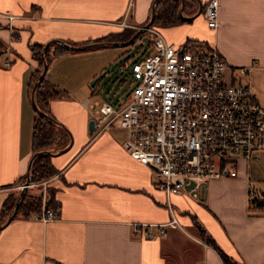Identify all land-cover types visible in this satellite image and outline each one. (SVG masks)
<instances>
[{"label":"crops","instance_id":"0c3cea01","mask_svg":"<svg viewBox=\"0 0 264 264\" xmlns=\"http://www.w3.org/2000/svg\"><path fill=\"white\" fill-rule=\"evenodd\" d=\"M153 1L0 0V12L16 16L18 32L10 43L7 19L0 16V264H226L218 249L236 264H264V207L248 209V181L264 194L258 162L252 177L250 158H237V175L211 179L201 201L186 194L167 197L154 185L151 167L123 148L124 129L96 133L88 128L84 100L102 99L93 79L117 55L112 47L123 44L66 50L47 64L42 78L59 92L49 100V110L70 143L49 157L55 168L48 178L49 198L58 217L42 222L32 213L7 210L18 197L32 156V75L39 68L32 46L51 41L52 54L53 39L79 45L125 27L138 29L148 22ZM195 12L182 8L185 16ZM217 21L210 28L200 13L152 26L176 44L193 39L214 46L228 75L233 71L238 77L233 68L250 66L245 78L264 104V0H218ZM168 204L183 227L198 225L214 244L184 228L166 227L165 234L153 237L132 233L134 223L167 222Z\"/></svg>","mask_w":264,"mask_h":264},{"label":"built area","instance_id":"2783aa9c","mask_svg":"<svg viewBox=\"0 0 264 264\" xmlns=\"http://www.w3.org/2000/svg\"><path fill=\"white\" fill-rule=\"evenodd\" d=\"M218 0H207L201 8L207 26L215 28ZM7 19L10 40L18 37L11 13ZM149 48L131 62L130 75L136 80L127 95L109 102L86 98L84 104L96 133L110 128L124 129L125 151L149 165L154 185L168 196L186 194L197 201L213 178L237 175V158L249 159L264 151V104L256 97L248 76L250 66L233 68L212 45L188 40L167 41L155 27ZM9 46L6 47L8 49ZM5 51V50H4ZM9 64L8 57L3 59ZM240 77H243L242 79ZM248 78V77H247ZM40 191V210L35 220L47 222L58 217V209L47 206L48 180L28 182L21 187ZM261 201L264 194L248 181V203ZM167 222L132 224V233L153 237L165 234L178 220L173 214Z\"/></svg>","mask_w":264,"mask_h":264},{"label":"trees","instance_id":"16d2710c","mask_svg":"<svg viewBox=\"0 0 264 264\" xmlns=\"http://www.w3.org/2000/svg\"><path fill=\"white\" fill-rule=\"evenodd\" d=\"M184 1V8L190 9L191 12H195L198 7L197 0H183ZM181 5V0H156L155 4V14L152 20L151 25L156 26H165V25H172L182 21H186L188 19L182 17L179 14V8ZM201 13V11H200ZM199 13V14H200ZM150 19V17H149ZM148 19V21H149ZM136 31V29H132L131 27H125L121 31L110 33L102 38H99L97 42H102V44L107 45L111 42L115 41H126L128 40ZM142 38V37H141ZM67 42V41H65ZM69 43V42H68ZM131 43V41L129 42ZM56 44V48L52 54L49 53V48L47 47L46 50L43 52L44 44L33 45L32 49H34V55L36 56L37 60L39 61V68L34 71L32 75V84L34 81L38 79V76L42 69V56L46 63L48 64L51 59L60 53L71 50V48H67L59 43ZM70 44V43H69ZM149 44L145 48V52L149 48ZM100 46V44H99ZM59 92L55 89V87L48 83L47 81L42 78L38 85L36 86L34 98L38 108L50 115L52 114L49 110V100L56 96ZM54 120H50L44 115H40L36 112L33 122V129H32V154L37 151L42 150H50L52 152H56L58 149L66 146V138L67 133L66 130L60 125L55 118ZM52 153L43 152L38 154L34 157L31 167H30V180L31 181H39L41 179L47 178L52 176L55 173V168L52 166L49 157ZM46 161L44 162L43 160ZM47 206H54L55 203L49 198L48 202L46 203ZM14 206V203L7 207L9 211ZM41 203L40 201L28 194L27 192L23 193V196L17 206V209L14 211V214L21 212L22 215H29L30 213H34L40 210ZM248 209L254 210L255 208H261V201L259 199H252L248 203ZM197 227L204 233L203 228H200L198 225ZM204 241L208 244H214L211 239L204 234L202 237ZM223 261L226 264H236L235 261L231 260L229 256H227L224 252L218 249Z\"/></svg>","mask_w":264,"mask_h":264},{"label":"rangeland","instance_id":"374dc122","mask_svg":"<svg viewBox=\"0 0 264 264\" xmlns=\"http://www.w3.org/2000/svg\"><path fill=\"white\" fill-rule=\"evenodd\" d=\"M6 26H7V23H6ZM149 26L152 27L151 24ZM139 28L140 27H138V29ZM132 29H136V31H138L137 28H132ZM16 33L18 34V32H16ZM152 35L153 34H152L151 31L142 30L137 35V37L133 41H131V43L123 44L122 46L112 47L113 49H118V53H116L117 55L103 69L102 73H104V74H102V76L99 75L100 73L96 74L94 79H93V82H92V85H96V92L100 95V98H102L103 100H107L109 102H114L116 99H122V98H124L127 95L129 90L131 89V86L136 83V80H134L131 77V75H130L131 62L133 60H135L136 58L140 57L145 52V48L147 46V43H149L151 41L152 37H153ZM13 40H15V38ZM188 41L191 42V41H194V40L193 39H189ZM115 42H123V41H115ZM7 51H8V49H5L4 52H7ZM6 65H8V64H6ZM224 77H225L226 82H230L231 78H230V75L227 74V71H225V76ZM35 114H36V111H35ZM255 157H258V159H255ZM43 161L45 162L46 159L43 160ZM255 162L259 163L258 167H259L260 171H262V173H264V151H260L259 153L254 152L252 154V156L250 157V159H249L250 170H251V173H249V174L252 177H254L253 167L255 165H257V164H255ZM48 178L49 177L41 179L39 181H31L30 180L29 182H40V181H43V180H48L49 181ZM25 179L26 178L24 177L23 180L21 181V185H20V188H19L20 190H21V187L25 184ZM38 186H39V184L37 186L33 187L34 191H32V192H29L28 189H25L24 192H27L28 194H31L32 196L37 198L40 201V203H42L41 198H40V194H39L40 191L35 190L36 188H38V189L40 188ZM48 188H49V186L47 187L46 194H45V196L47 198L46 203L49 200V194H50L49 193L50 189H48ZM172 195H174V194H172ZM182 195H184V194H182ZM181 197L183 198L182 200L184 202L190 203V201H192L189 198H187V196H181ZM12 201H13V199L11 200V202ZM174 208H175L177 214L179 215L180 212H181L180 208L176 207L175 204H174ZM174 213L175 212L173 210V214ZM171 215L172 214L170 212V217H171ZM170 228H179V230H181V231L184 228L185 230H188V232H191L195 236L204 237V233L196 226L192 227V230H190L188 227H186V226L183 227L181 225V223L178 222L174 227H170ZM133 234L134 235H138V234H135V233H133ZM138 236H141V235H138ZM202 240L204 241V239H202ZM182 259H184V258H182Z\"/></svg>","mask_w":264,"mask_h":264},{"label":"water","instance_id":"95a60500","mask_svg":"<svg viewBox=\"0 0 264 264\" xmlns=\"http://www.w3.org/2000/svg\"><path fill=\"white\" fill-rule=\"evenodd\" d=\"M197 1H198V7H197L196 12H195L193 15L185 16V15L182 14V8H183V6H184V1L181 0V5H180V8H179V14L182 15V17H184V18H186V19H191L192 17L198 15V14L200 13V11H201V8H202V2H201L200 0H197ZM155 4H156V0H154V1L152 2V6H151V14H150V19H149V21H148L145 25L141 26V27L138 29V31H136V32L133 34V36H132L129 40H127V41H123V42H111V43H109V44H111V45H120V44H128L130 41H133V40L137 37V35L143 30V28L148 27V26L152 23V20H153V18H154V14H155ZM53 40H54V42H57V43H59V44L65 46V47H67V48L76 49V50L87 49V48H90V47H93V46H96V45L102 44V42H90V43H84V44H79V45H73V44H69V43H67V42H65V41H63V40H60V39H53ZM50 42H51V41H47V42L44 44V46H43V52L46 50V48H47V46L49 45ZM42 63H43V64H42V69H41V72H40V74H39V76H38V79H37L36 81H34L33 86H32V91H31V101H32L33 108L35 109V111H36L37 113H39L40 115H44V116H46V117L49 118L50 120H54L53 117H51L50 115H48V114L42 112V111L38 108V106H37V104H36V102H35V98H34V93H35L36 86L38 85V83H39L40 80L42 79V77H43V75H44V73H45V71H46V68H47V63H46V61H45V59H44V56H42ZM88 128H89L90 130H92V121H91V120H89ZM69 145H70V143L67 144L66 146H64V147H62V148H60V149H58L56 152H63V151H65V150H67L68 147H69ZM43 152L52 153V154H53V153H56V152H52V151H50V150H42V151L34 152V153L32 154V156H31V158L29 159V162H28V165H27L28 171H27V175H26V179H25V184H24V185H26V184L30 181V167H31V164H32V161H33L34 157H35L36 155H38V154L43 153ZM24 191H25V188H22V189L20 190V192H19V194H18V197H17V199H16V201H15V203H14V207H13V210H12V211H15V210L17 209V206H18V204H19V202H20V200H21V198H22V196H23ZM11 216H12V213L9 214V216L7 217V219H6L5 222H8V221L11 219Z\"/></svg>","mask_w":264,"mask_h":264}]
</instances>
